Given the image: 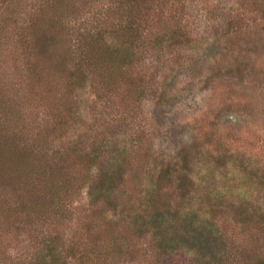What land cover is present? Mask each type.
Instances as JSON below:
<instances>
[{"label":"trees","instance_id":"1","mask_svg":"<svg viewBox=\"0 0 264 264\" xmlns=\"http://www.w3.org/2000/svg\"><path fill=\"white\" fill-rule=\"evenodd\" d=\"M112 3L89 19L100 0H0L1 257L28 235L47 251L38 253L42 264L58 257L59 264H174L186 243L207 249L196 216L172 209L175 181L149 177L151 147L134 122L145 76L169 43L152 38L159 18H189L195 1ZM83 88L93 93L92 121L78 101ZM78 123L86 127L79 131ZM84 192L81 206L75 201ZM239 216L249 221V213ZM214 248L213 260L225 264ZM248 262L264 264V247Z\"/></svg>","mask_w":264,"mask_h":264},{"label":"rangeland","instance_id":"2","mask_svg":"<svg viewBox=\"0 0 264 264\" xmlns=\"http://www.w3.org/2000/svg\"><path fill=\"white\" fill-rule=\"evenodd\" d=\"M192 1L191 17L159 18L152 38L157 43L166 37L169 43L154 56L145 76L147 91L137 103L134 122L151 147L149 177L158 180L167 173L166 179L175 181L172 209L182 217L196 216L198 230L205 229L207 249L201 252L198 245L186 243L175 253L174 264H216L213 246L225 264H249L256 248L264 247V0ZM100 2L89 19L114 5L112 0ZM176 32L182 35L178 40ZM172 42L176 45L168 47ZM11 48L5 53L10 71ZM77 97L92 121L87 101L93 93L83 88ZM32 112L35 119L45 118L44 110ZM76 127L81 131L86 125ZM78 130L72 129L71 136ZM82 194L75 202L84 206ZM242 212L249 213V221L239 216ZM181 221L170 218L173 228H181ZM34 236L19 237L17 248L4 257L0 253V264H42L38 253L46 256L47 251L42 253ZM58 259L48 264H59Z\"/></svg>","mask_w":264,"mask_h":264}]
</instances>
